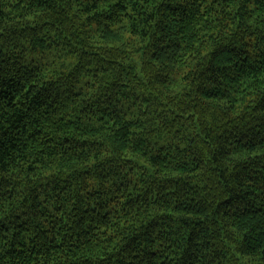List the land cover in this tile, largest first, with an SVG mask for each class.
Here are the masks:
<instances>
[{"label":"trees","instance_id":"1","mask_svg":"<svg viewBox=\"0 0 264 264\" xmlns=\"http://www.w3.org/2000/svg\"><path fill=\"white\" fill-rule=\"evenodd\" d=\"M0 264H264V0H0Z\"/></svg>","mask_w":264,"mask_h":264}]
</instances>
